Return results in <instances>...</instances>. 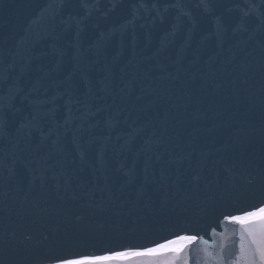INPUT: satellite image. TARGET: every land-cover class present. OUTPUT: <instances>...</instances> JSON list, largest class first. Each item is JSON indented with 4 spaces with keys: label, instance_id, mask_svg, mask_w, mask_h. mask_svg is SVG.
I'll return each mask as SVG.
<instances>
[{
    "label": "water",
    "instance_id": "obj_1",
    "mask_svg": "<svg viewBox=\"0 0 264 264\" xmlns=\"http://www.w3.org/2000/svg\"><path fill=\"white\" fill-rule=\"evenodd\" d=\"M261 208L264 0H0V264H264Z\"/></svg>",
    "mask_w": 264,
    "mask_h": 264
},
{
    "label": "snow or ice",
    "instance_id": "obj_2",
    "mask_svg": "<svg viewBox=\"0 0 264 264\" xmlns=\"http://www.w3.org/2000/svg\"><path fill=\"white\" fill-rule=\"evenodd\" d=\"M254 217H259L261 219H264V208L259 209L258 212H252L249 213L247 216L241 218V217H236L235 219L238 220L241 223H246L250 218ZM189 239H194L189 238ZM123 258V254H117L114 257H98L96 258L97 260H111V259H119ZM63 264H96V261L94 260H89V259H72V260H65L63 261Z\"/></svg>",
    "mask_w": 264,
    "mask_h": 264
}]
</instances>
